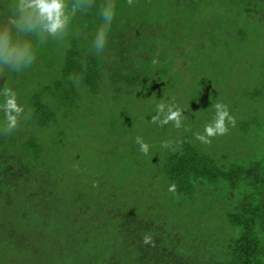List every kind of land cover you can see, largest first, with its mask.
Masks as SVG:
<instances>
[{"label": "trees", "instance_id": "16d2710c", "mask_svg": "<svg viewBox=\"0 0 264 264\" xmlns=\"http://www.w3.org/2000/svg\"><path fill=\"white\" fill-rule=\"evenodd\" d=\"M239 1L240 13L229 0L209 20L191 19L183 35L175 29L177 15L186 16L187 8L199 5L196 0H82L91 6L77 12L67 34L44 44L13 30L36 58L21 72L0 70V103L10 89L25 109L14 131H0V264H82L95 251L102 264H264V153L226 162L197 145L194 132L179 131L172 122L152 124L150 134H165L143 139L147 154L136 143L144 130L141 118L156 113L150 94L161 96V73L200 49L203 60L231 71L227 53L251 45L253 33H264V0ZM17 2L0 0V30L11 27ZM109 5L115 14L105 47L97 52L93 41ZM262 60L258 82L242 89L250 114L239 123L236 139H246L264 120ZM235 98L225 103L230 114ZM89 131L110 134L93 164L81 162L98 146L85 139ZM76 166L81 175L93 170L97 177L83 182ZM210 210H219V225L205 215ZM184 214L197 216L195 228L182 222ZM53 231L71 241H45L52 260L29 259L34 239L56 237ZM190 242L202 243L204 254L185 251Z\"/></svg>", "mask_w": 264, "mask_h": 264}, {"label": "rangeland", "instance_id": "374dc122", "mask_svg": "<svg viewBox=\"0 0 264 264\" xmlns=\"http://www.w3.org/2000/svg\"><path fill=\"white\" fill-rule=\"evenodd\" d=\"M184 1L187 2L189 0H183V2ZM196 1L197 4H199L196 8L191 7L185 10L188 11L186 16H188L189 18L184 16V14L177 15L178 21L175 29L176 31H179L181 35H183V32L186 31L187 33H189L188 27L190 25L189 21L191 19L195 21L198 20V23L203 22L204 19L209 20L212 16L216 14L219 8L225 6V3H229V0ZM232 1L235 3V10H239L238 8H241L239 5L240 1ZM221 3H223L222 6ZM179 10H181V8ZM241 10H239L238 12L240 13ZM202 15L203 17L201 19H195L196 16L200 17ZM247 17L244 16V19ZM262 32H264V30ZM191 35L194 36L195 34L193 33ZM251 41V45L243 48H240L236 45L231 49L230 53H227V59L230 61V63H227V66L231 65V67H233L231 71L229 67H226V64L223 65V63L221 62L212 63L208 62V60H203L201 56L203 51L201 49L196 51V57H188V59H179L178 63L174 64V67H171L168 69V71L161 73L163 75L161 77V80L163 81L162 88L159 91L161 93V96L153 97L154 94H150L151 98H153L154 109L156 108L155 102H157V104L165 103L168 105H172L175 103L179 108H181L184 113V121L183 126L180 127L181 130L179 131L189 129L190 131L194 132L192 133V139L197 145H202L203 147H206L207 150L210 151L214 157L219 159L223 158V160H225L226 162L237 159H254L264 153V120L260 121L259 124H255L249 129V135L246 139H236L234 136L235 133H242L241 129L239 128V123L249 118L250 114L246 108L245 103H243L241 99L243 94L242 89L245 86H252L255 82H258L261 76L258 73L260 69L263 68L262 59L264 58V33L257 35L256 33H253ZM211 57L218 58L217 54L215 53H213ZM257 60H260L262 64L258 65ZM252 62L257 68H254L253 65H251ZM242 72L245 73L246 76L240 77L239 75H241ZM203 91L210 92V97L200 96V93ZM234 97L236 98L231 105V115L235 118V126L228 125L229 131L225 135H218L212 137L210 143L205 144L199 141L196 138L197 134H203L205 125L211 122L215 116V108L213 106L216 103L225 104L227 103V99H233ZM154 114L156 115L155 112ZM260 114H264V106L262 107ZM151 120L152 118L146 120V117L145 120H143L142 117L141 122L139 124L144 130H139L137 137L144 139L146 142L151 140L154 141L155 139H161L165 134L162 133L161 130L159 133L156 132L150 134L149 130L151 129L153 124ZM172 126L173 125H170L169 127ZM179 131H175L174 134ZM97 133L98 132L92 133L91 131H89V138L85 137V139H88V141H90V145L95 144L96 146H98L96 147L97 149H94L93 146V153H87L81 162L84 161L93 164L96 159L100 160V156H103L104 149H106L105 147H107V136H109L110 134H103L104 137H102L97 135ZM167 136L168 135H166V138ZM114 143L115 142H112V144H110L113 149H115ZM117 150L118 148L116 147L115 151ZM224 155H226L227 157H224ZM80 160L81 159L77 157L75 163L79 164ZM77 166L74 167L75 169L73 170H75L76 172L75 175L83 179V182L88 183L90 178L97 177L93 170L86 172L84 175H81V173H79V170H77ZM142 166L144 165H138V168L141 171L144 169ZM152 166L153 165H149V167ZM126 172L127 176H131L130 172H128L127 170ZM135 172L136 170H133L131 173ZM124 173L125 172H123V174ZM91 182V184L94 183L93 181ZM73 190L76 191V187H73ZM219 213V210H210L206 212L205 215L208 217L209 214V217L212 219L210 220L211 223L219 225ZM192 216L197 217L193 214H184L181 215V218L182 222L184 221V224L187 223L188 226H192L193 228H195V225L199 223V219L192 220ZM206 216H204L203 214V217ZM202 220L206 222L205 218ZM53 233L56 237H50V239L46 237L40 240L34 239V242L32 243L34 247H31L32 249L30 247H28V249L26 248L29 252V259L31 257H36L39 260H43V258L44 260H52V253L48 248H46L45 241H71L69 240V238H64L63 236L59 237V231H53ZM69 246H71V244ZM203 247L204 245L202 243H200V245H195L194 242H190L183 249H185V251H190L193 253L195 248L199 249L198 252L204 254ZM110 252H112V254L119 253L118 250H113ZM99 254V252L95 251L89 261H91L92 263L94 262L95 264H99L98 262L102 264L100 261V255L102 256V254ZM218 254H221V252H218ZM74 261H76V259ZM89 261L87 262V260H84L82 264H87L89 263Z\"/></svg>", "mask_w": 264, "mask_h": 264}, {"label": "clouds", "instance_id": "9594fccd", "mask_svg": "<svg viewBox=\"0 0 264 264\" xmlns=\"http://www.w3.org/2000/svg\"><path fill=\"white\" fill-rule=\"evenodd\" d=\"M89 3L82 0H18L14 5L13 17L10 19V28L0 30V70L8 72H21L29 68L35 61V49L26 41L14 37L13 30L18 35L31 34L40 43L44 44L49 38L62 39L68 32L73 18L78 11L90 7ZM115 14L113 6L105 7L102 12L104 26L97 32L93 47L101 52L106 44L107 28L110 27ZM0 111H3L4 122L0 131L5 134L14 131L23 116L24 106L18 102L17 95L12 90L3 93ZM215 116L204 127L203 134H197V139L202 143H210L211 138L225 135L229 131L228 125L235 126V118L230 114L227 105L216 103ZM184 113L181 108L165 103L156 105V115L151 122L160 126L174 123L175 127L182 126ZM136 143L140 150L147 154L149 145L142 138L137 137ZM167 147V144L164 145ZM176 186L170 185L169 191L174 192Z\"/></svg>", "mask_w": 264, "mask_h": 264}]
</instances>
